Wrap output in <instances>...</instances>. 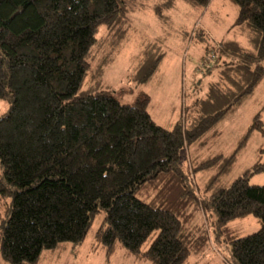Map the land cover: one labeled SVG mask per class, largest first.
<instances>
[{"label": "trees", "instance_id": "trees-1", "mask_svg": "<svg viewBox=\"0 0 264 264\" xmlns=\"http://www.w3.org/2000/svg\"><path fill=\"white\" fill-rule=\"evenodd\" d=\"M177 1L156 0V15ZM185 1L200 11L212 2ZM230 1L252 47L241 49L237 40L207 45V55H217L210 63L203 58L202 72L219 69L217 78L168 129L150 114L148 96L123 104L94 86L82 89L100 28L128 19L125 0H0V99L11 101L0 117V199L12 198L0 224L6 263L37 264L45 249L82 244L104 211L96 241L107 255L121 245L154 264H185L204 251L207 236L194 232L198 214L209 211L218 230L230 233L236 264H264V184L250 182L264 172V147L252 169L229 185L221 182L249 137H264V105L232 155L195 157L191 172L180 166L183 150L215 131L264 80V0ZM195 34L212 39L206 30ZM165 56L155 55L146 80ZM213 167L201 196L192 176ZM251 215L261 222L258 231H230L231 221Z\"/></svg>", "mask_w": 264, "mask_h": 264}, {"label": "rangeland", "instance_id": "rangeland-1", "mask_svg": "<svg viewBox=\"0 0 264 264\" xmlns=\"http://www.w3.org/2000/svg\"><path fill=\"white\" fill-rule=\"evenodd\" d=\"M125 1L129 6L128 19L124 17L116 28L109 31L105 25L100 28L97 35L99 42L92 49L90 68L82 89L94 86L97 90L115 95L123 104H134L140 98L148 96V110L154 120L161 126L172 129L183 117L184 108L192 97L203 95L207 91L208 82L217 78L219 69H215L207 77L203 75V58L217 55L214 50L207 55L206 46L216 48L225 40H237L241 49L250 50L252 46L248 30L236 23L239 9L230 0H212L210 6L203 11L193 9L185 0H178L175 8L166 10L162 15H156L154 11L156 0ZM202 30H206L212 39L207 42L199 40L195 32L200 33ZM160 52L166 54L165 59L158 64L159 69L152 73V77L146 80L154 65L155 55ZM263 86L264 80L256 94L247 99L238 110L227 115L215 131L183 150L180 166L185 171L191 172V160L195 157L201 162L219 154L227 157L233 154L253 116L264 105V94L260 91ZM10 105V98L0 99V117L7 113ZM262 114L264 119V111ZM262 147L264 137L260 132L253 133L237 159L221 177V182L229 185L248 169H252L260 159ZM215 172L216 168L213 167L192 176L201 196L207 194L206 184ZM250 182L264 184V172L251 175ZM11 201V197L0 199V224ZM105 216L104 211L97 214L82 244L68 242L56 250L45 249L37 264H154L132 254L121 245H117L114 252L107 255L106 249L96 241V232ZM216 220L217 217L212 212L198 214L196 222L200 225L194 236L206 235L207 243L203 252L191 254L185 264H236L228 242L230 233L219 231ZM228 227L233 234L245 236L258 231L261 222L251 215L231 221ZM152 240L151 237L147 241L145 249ZM0 264H8L2 258L1 248Z\"/></svg>", "mask_w": 264, "mask_h": 264}, {"label": "built area", "instance_id": "built-area-1", "mask_svg": "<svg viewBox=\"0 0 264 264\" xmlns=\"http://www.w3.org/2000/svg\"><path fill=\"white\" fill-rule=\"evenodd\" d=\"M213 58H214V57H208V61H209V63H210V60L212 61Z\"/></svg>", "mask_w": 264, "mask_h": 264}, {"label": "crops", "instance_id": "crops-1", "mask_svg": "<svg viewBox=\"0 0 264 264\" xmlns=\"http://www.w3.org/2000/svg\"><path fill=\"white\" fill-rule=\"evenodd\" d=\"M263 87H264V86H263ZM263 87H262V88H260V89H261L260 91H261V93H263V94H264V89H263Z\"/></svg>", "mask_w": 264, "mask_h": 264}]
</instances>
